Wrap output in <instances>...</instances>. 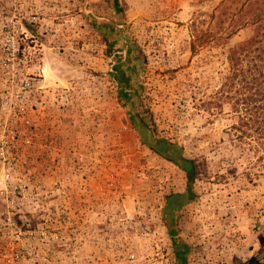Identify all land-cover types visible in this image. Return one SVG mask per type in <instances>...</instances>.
<instances>
[{
	"label": "rangeland",
	"instance_id": "1",
	"mask_svg": "<svg viewBox=\"0 0 264 264\" xmlns=\"http://www.w3.org/2000/svg\"><path fill=\"white\" fill-rule=\"evenodd\" d=\"M223 1L118 0L115 8V0H27L52 20L25 15L23 50L28 58L41 45L39 70L60 96L56 143L39 169L46 187H61L43 193L72 213L47 223L40 264H181L172 231L178 249L188 246L186 264H264L263 103L244 92L250 125L240 140L241 96L219 94L225 53L254 28L223 48L192 49L202 30L212 32ZM117 67L130 101L119 96ZM169 158L192 161L193 201L183 170L191 164ZM176 193L187 201L180 209L169 203Z\"/></svg>",
	"mask_w": 264,
	"mask_h": 264
},
{
	"label": "built area",
	"instance_id": "2",
	"mask_svg": "<svg viewBox=\"0 0 264 264\" xmlns=\"http://www.w3.org/2000/svg\"><path fill=\"white\" fill-rule=\"evenodd\" d=\"M0 6V264H40L49 245L47 223L71 220L72 214L67 205L60 208L57 199H49L48 191L43 193L61 184H43L39 172L43 159L35 155L37 109L59 102L60 96L45 85L39 70L41 45L34 44L28 58L23 50L25 15L37 14L40 8L27 6V0H0ZM36 19L30 23L37 25ZM25 64L35 70H26ZM65 89L64 105L70 101Z\"/></svg>",
	"mask_w": 264,
	"mask_h": 264
},
{
	"label": "trees",
	"instance_id": "3",
	"mask_svg": "<svg viewBox=\"0 0 264 264\" xmlns=\"http://www.w3.org/2000/svg\"><path fill=\"white\" fill-rule=\"evenodd\" d=\"M114 6L118 8V0H115ZM211 19H213L212 32L207 34L204 30L201 31L192 46L194 52L206 45H211L212 48H223L226 42L240 31L250 27L254 28L253 35L249 39L229 48L225 53L227 56V74L221 79L223 84L219 94L234 93L241 96L235 102L237 112L240 114L239 124L234 126L233 129L240 133L238 137L240 140H246L248 138L246 127H249L250 123L244 117L246 113L244 107L245 104H249V100L243 96L245 91H253L257 100L252 103H263L256 108V123L261 126L260 134L264 135V0H224L222 5L215 9ZM116 75L119 83L121 85L125 84L121 87L119 96L130 101L131 96L125 90L129 86L126 71L117 67ZM229 97L234 99V96ZM261 97L262 100H259L258 98ZM260 146H264V141L258 145L257 149H260ZM168 160L177 166L184 167L181 164L182 162L170 158ZM183 160H186L189 164L192 163V161L182 158L181 161ZM191 166L192 169L189 167L185 169L189 184V191H187L189 202L194 199V192L191 187L195 180V174L193 165L191 164ZM176 234V231L169 234L173 238L174 246L177 248L175 256L181 264H186V256L189 252L188 246L184 245L182 249H178V243L175 240Z\"/></svg>",
	"mask_w": 264,
	"mask_h": 264
},
{
	"label": "crops",
	"instance_id": "4",
	"mask_svg": "<svg viewBox=\"0 0 264 264\" xmlns=\"http://www.w3.org/2000/svg\"><path fill=\"white\" fill-rule=\"evenodd\" d=\"M41 1L42 0H38V2H40V3H41ZM44 9H45V7L43 5V7L40 8V12L42 13L41 15L42 16L44 15V17L47 16L49 18L48 20H52L51 16L49 15V14H51L50 10L48 9L46 12H44ZM50 23H51V21H49L48 24H50ZM44 60H45V58H44ZM44 83H45V85L48 84L46 81V78H45ZM57 91H58V89H57ZM56 104H57V102L50 101L47 104L41 105L37 109V113L35 115V120L37 121V125H38V128H37L38 130H36L35 136H34V140L36 142L35 149H37L35 151V155L39 156L40 159H43L42 161L47 160V158H48L46 156V154H44V150L47 148L46 145H48L49 142H51V143L55 142L56 143V139H57L58 118H57V106H56ZM42 144H43V147H41ZM180 162H182V161L180 160ZM39 172H40L42 178L47 176L45 174V171L40 170ZM50 178H51V180L54 179L53 176H51ZM183 196L184 195L181 193L173 194L171 196V199L169 200V203L172 205H178V209H180L183 206H185V204H187V201H188V199H187V201H185L183 203L182 202V201H184Z\"/></svg>",
	"mask_w": 264,
	"mask_h": 264
}]
</instances>
